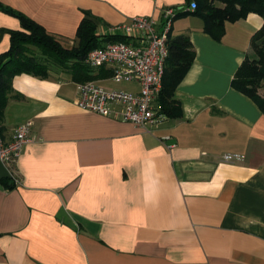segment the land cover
Instances as JSON below:
<instances>
[{"label":"crops","instance_id":"0c3cea01","mask_svg":"<svg viewBox=\"0 0 264 264\" xmlns=\"http://www.w3.org/2000/svg\"><path fill=\"white\" fill-rule=\"evenodd\" d=\"M191 1L0 0L70 43L84 16L103 36L169 11L170 35H186L195 51L173 92L178 116L150 133L81 110L68 79L13 78L3 140L32 127L15 187L0 185V264H264V113L231 86L262 19L227 23L215 41L201 19L175 18L193 12ZM18 30L0 12V54ZM108 82L95 81L115 89ZM233 154L243 159L223 160Z\"/></svg>","mask_w":264,"mask_h":264},{"label":"trees","instance_id":"16d2710c","mask_svg":"<svg viewBox=\"0 0 264 264\" xmlns=\"http://www.w3.org/2000/svg\"><path fill=\"white\" fill-rule=\"evenodd\" d=\"M193 1L195 10L192 13L184 11L174 17L192 15L201 19L204 32L215 41L221 40L227 23L244 19L250 13L261 17L262 26L251 38L253 56L245 58L238 67L231 86L250 98L264 113V99L257 94L261 81L264 80V0ZM0 12L16 17L21 25V30L9 32V48L0 54V132L5 126V112L9 103L17 100L16 96H13L12 88V80L15 76L26 74L47 79L50 75L63 77L61 74L64 73V76H68V80L76 84L94 82L92 80L100 75L111 76L112 73L88 67L83 62L85 56L104 44L131 41L127 36L107 34L98 36L96 22L89 16H84L76 30L74 39V42H77L76 46L64 48L59 38L47 33L26 16L1 3ZM170 30L166 40L168 55L165 60L161 90L154 104V109L161 117L159 125L164 118L178 116L180 108L178 102L173 99V92L195 58V51L188 37L186 35L172 37ZM28 47L36 48L46 61L38 60L29 52ZM7 170L9 171L8 168ZM10 175L9 180L0 181V185L8 190L15 187L12 174Z\"/></svg>","mask_w":264,"mask_h":264},{"label":"built area","instance_id":"2783aa9c","mask_svg":"<svg viewBox=\"0 0 264 264\" xmlns=\"http://www.w3.org/2000/svg\"><path fill=\"white\" fill-rule=\"evenodd\" d=\"M189 8L195 10V3H190ZM172 19V13L167 11L162 22L136 18L129 24L110 27L107 35L127 36L131 41L104 44L91 50L83 62L90 68L110 71V79L115 84H136L138 91L106 89L95 82L77 83L78 97L74 104L101 116L118 117L149 133L156 130L161 117L154 104L161 90ZM118 106L122 109L120 115L114 109ZM31 127L30 121L18 125L8 142L0 137V160L4 166L14 164L23 145L29 141ZM242 159L238 154L223 157L226 162Z\"/></svg>","mask_w":264,"mask_h":264},{"label":"rangeland","instance_id":"374dc122","mask_svg":"<svg viewBox=\"0 0 264 264\" xmlns=\"http://www.w3.org/2000/svg\"><path fill=\"white\" fill-rule=\"evenodd\" d=\"M60 44L62 47L64 48H71L73 46H76L77 42H64V41H60ZM28 50L29 52L36 56V58L38 60H40L41 62L43 61H46L44 57L40 56V52L34 48V47H28ZM254 60H256V56H254ZM98 70H103V72L107 71L106 69H98ZM62 73V72H61ZM63 77L61 79H68V76H64V73L61 74ZM107 78H110V75H107V74H104V75H100V77L98 78H95V80H92V81H98V80H104V79H107ZM105 86H109L111 88H115V89H119V90H132V89H136V86L135 85H130V84H124V83H121V84H115L113 81L112 82H108L106 84H104ZM257 94L264 99V80L261 81V87L260 89H258L257 91ZM115 111L117 112L118 115H120L122 109L118 106V107H114ZM0 137L3 140V137H2V132H0ZM9 169V173L12 174V179L14 181V183L16 184L17 183V176L16 174L14 173V168H13V165L9 163V165L5 166Z\"/></svg>","mask_w":264,"mask_h":264},{"label":"water","instance_id":"95a60500","mask_svg":"<svg viewBox=\"0 0 264 264\" xmlns=\"http://www.w3.org/2000/svg\"><path fill=\"white\" fill-rule=\"evenodd\" d=\"M11 178V175L7 168L3 165V163L0 160V181L2 180H9Z\"/></svg>","mask_w":264,"mask_h":264}]
</instances>
